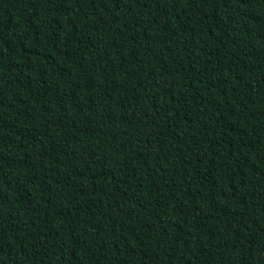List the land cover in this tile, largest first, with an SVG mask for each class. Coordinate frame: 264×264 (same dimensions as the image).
<instances>
[{
    "label": "trees",
    "instance_id": "trees-1",
    "mask_svg": "<svg viewBox=\"0 0 264 264\" xmlns=\"http://www.w3.org/2000/svg\"><path fill=\"white\" fill-rule=\"evenodd\" d=\"M0 264H264V0H0Z\"/></svg>",
    "mask_w": 264,
    "mask_h": 264
}]
</instances>
